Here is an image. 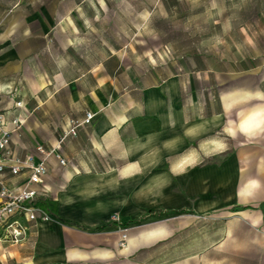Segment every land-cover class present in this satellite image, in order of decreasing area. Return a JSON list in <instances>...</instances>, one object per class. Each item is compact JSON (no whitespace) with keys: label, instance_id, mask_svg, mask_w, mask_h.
<instances>
[{"label":"crops","instance_id":"crops-1","mask_svg":"<svg viewBox=\"0 0 264 264\" xmlns=\"http://www.w3.org/2000/svg\"><path fill=\"white\" fill-rule=\"evenodd\" d=\"M20 15L3 23L20 40L0 36V114L8 129L13 118L31 125L25 111L33 104L41 118L39 135L12 134L13 148L39 157L37 145L51 149L63 130L87 113L94 118L63 143L66 166L48 159L46 204L55 219L0 248V264L121 263L175 221L208 217L232 219L234 236L215 243L234 244V264H264V55L234 60V77L179 58L132 61L106 42L96 63L84 53L51 63L49 19ZM71 36L66 46L78 50L82 35Z\"/></svg>","mask_w":264,"mask_h":264},{"label":"rangeland","instance_id":"rangeland-1","mask_svg":"<svg viewBox=\"0 0 264 264\" xmlns=\"http://www.w3.org/2000/svg\"><path fill=\"white\" fill-rule=\"evenodd\" d=\"M8 11L12 15L2 18ZM22 11L32 18L44 13L52 24L48 35L52 54L47 58L51 63L83 53L96 63L106 42L132 61L142 58L160 64L179 58L201 71L234 77V60L264 55V0H25L19 5L0 4V36L14 35L13 43L20 40V35L7 31L3 23L21 22ZM66 24L82 35L78 50L66 46L68 37L72 38ZM38 28L33 25L31 33ZM51 63L48 65L53 66ZM63 96L69 98L68 88ZM30 110L32 113L25 112L32 126L20 123L17 134L39 135L35 128L41 118L39 110L34 104ZM177 223L170 224L159 240L143 244L135 255L110 264H234V244L215 243L234 236L232 219L191 218ZM122 239V245H128L127 234Z\"/></svg>","mask_w":264,"mask_h":264},{"label":"built area","instance_id":"built-area-1","mask_svg":"<svg viewBox=\"0 0 264 264\" xmlns=\"http://www.w3.org/2000/svg\"><path fill=\"white\" fill-rule=\"evenodd\" d=\"M21 108V103H16ZM94 115L87 113L81 124L73 123L63 130L58 144L51 149L43 144L36 147L41 156L30 153L20 156L12 146V134L21 123L13 118L8 129L7 117L0 114V248L17 245L26 239L32 226L54 220L46 201L51 193L47 162L55 155L62 166L68 164L61 155L62 145L76 137L78 127L91 124Z\"/></svg>","mask_w":264,"mask_h":264},{"label":"bare ground","instance_id":"bare-ground-1","mask_svg":"<svg viewBox=\"0 0 264 264\" xmlns=\"http://www.w3.org/2000/svg\"><path fill=\"white\" fill-rule=\"evenodd\" d=\"M95 5V4H94ZM96 7V6H95ZM98 18H100V13L98 12ZM71 20V19H70ZM71 23H72V20L70 21ZM70 23V24H71ZM69 41H70V43L72 44V40L71 39H69ZM28 81L31 83V85L33 86V88L36 90V91H40L41 90V86H40V84L38 83V81L32 76V75H30V76H28ZM230 234V233H229ZM147 237V236H146ZM124 251H128V252H130V247L129 246H125V248H124Z\"/></svg>","mask_w":264,"mask_h":264}]
</instances>
